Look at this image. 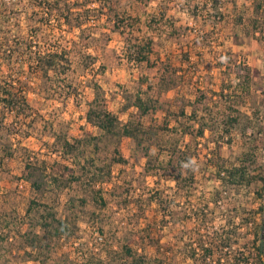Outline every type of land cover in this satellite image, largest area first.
<instances>
[{"label": "rangeland", "instance_id": "374dc122", "mask_svg": "<svg viewBox=\"0 0 264 264\" xmlns=\"http://www.w3.org/2000/svg\"><path fill=\"white\" fill-rule=\"evenodd\" d=\"M66 1L65 7L60 0L56 7L46 8L34 0H0V82L23 80L30 103L22 117L0 121V264H76L85 259L126 264L124 244L145 254L149 258L145 264L221 263L203 260L199 244L210 241L219 214L234 206L256 205L250 190L242 188L240 199L234 191H224L216 179L207 177L200 155L190 160L195 183L189 197L183 195L175 190L162 155L148 158L129 137L94 138L99 132L85 121L84 112L97 86L101 103L121 121L135 112L130 102L137 94L157 100L144 117L145 124L187 120L177 116L181 100L186 114L193 106L198 114L208 116V111L221 108L215 92L227 80L225 64L233 70L238 64L250 67L256 82L251 92L264 110V40L256 37L261 36L258 29L251 34L249 4L243 0ZM59 12L84 17L81 29L68 27L57 18ZM262 26L259 30L264 33V21ZM144 38H151L153 50L147 61H139L133 49ZM56 44L68 48L70 65L62 83L70 86L64 85L59 93V87L51 86L45 95L37 91L39 71L30 65L29 56ZM170 73L179 83L163 89ZM203 134L197 147L208 155L214 143L207 129ZM231 134L230 143L219 149L229 159L240 148L238 133ZM63 138L73 143L71 149L64 147ZM113 146L123 161H112ZM257 155L258 160L264 158V144ZM25 156L35 167H45L39 186L21 177ZM50 164L57 168L55 179ZM214 185L221 188L216 202ZM162 205L171 215L186 209L187 225L175 224L170 213L163 215ZM198 207L206 219L210 216L201 225V219L192 216ZM46 211L65 217L68 232L57 235L44 226ZM241 230L244 233L236 243L217 247L213 258L222 257L223 251L236 254L246 249L248 229Z\"/></svg>", "mask_w": 264, "mask_h": 264}, {"label": "trees", "instance_id": "16d2710c", "mask_svg": "<svg viewBox=\"0 0 264 264\" xmlns=\"http://www.w3.org/2000/svg\"><path fill=\"white\" fill-rule=\"evenodd\" d=\"M34 1L39 6L51 8L56 7L55 5L60 0H52L51 2H48V0ZM243 1L249 4L252 13V16H247L251 34L255 35L254 31L258 29V31H261V36L256 37L264 40V33L259 30L263 27L264 0ZM63 4L65 7L67 1L63 0ZM68 7L65 8L66 11ZM213 7H215L214 4ZM241 17V15L238 16V20ZM57 18L62 19L68 27L74 26L79 29H81V24L84 21V17L72 16L67 12L64 14L59 12ZM42 19H44L42 21L46 22L49 19V15L46 14ZM152 50L151 38L142 39L133 49L135 58L139 61H147L148 54ZM29 57L31 58L30 65L36 71H39L40 83H36L37 91L45 92L44 94L47 95L46 93L51 86L53 89L59 87L58 93L64 88V85L66 88L70 86V84L62 83L63 75L70 65L68 48L57 46V44L47 46L43 49L34 50ZM225 65L223 71L227 75V80L223 81L221 88L215 92L221 102V108L214 113L208 111V116L203 113L198 114L193 106L190 108L189 113L186 114L184 112L186 103L181 102L183 101L181 100L179 101L177 116H185L187 120L177 119L175 122H169L168 119H162L155 126L151 123L145 124L144 117L149 115L156 107L154 102L157 100L137 94L133 96L130 102L135 107V112L126 120L121 121L116 114L101 103L100 98H98L97 86H93L94 92L88 100L84 119L89 125L97 128L99 134L94 135V138H100L101 136L115 137V139L129 137L148 158L155 154L162 155V160H165L166 165L168 164L167 168H170V179L175 190L180 191L183 195H187L190 187L195 183V174L190 160L193 158L196 160L200 159V155L203 157V167L207 172V177L212 180L216 179L218 184L224 187V191H234L238 195L237 198L240 199V190L242 188L250 190L251 199L256 202V205L248 208L242 205L234 206L225 213L219 214L220 221L218 226L212 230L210 241L205 245L199 244V246L204 250L201 255L203 260L212 259L214 261L217 259L221 261L219 264H264V158L258 160L257 155V148L264 144V110H260L258 100L251 92L254 88L253 84L256 82L252 80L250 67L246 64H238V68L233 70L229 64ZM162 80L160 77L159 82L161 83ZM178 81L177 76L170 73L165 80L163 89L174 88L178 85ZM27 87L26 83L20 78L16 80V84L13 81L1 80L0 121H3L2 119L6 116L18 119L24 115L23 113L30 107L25 94ZM199 95L200 98L204 97V94L200 93ZM177 116H175L174 120ZM204 129L209 131L211 140L214 143L209 148L208 155L205 152L200 153L197 147V144L203 138ZM232 131H236L240 137V148L229 159L221 155L219 149L222 143H230ZM166 133L167 137L164 136ZM260 133L263 134V137L260 136ZM62 141L66 149L69 150L73 147V143L66 138H63ZM23 159L21 177L28 179L32 185L39 186L40 181H42L41 173L45 167H35L27 156ZM111 159L115 162H120L124 159L116 146L112 147ZM47 167L52 172L51 179L57 178L56 174H54L57 171L54 164H50ZM107 173H109V170H107ZM212 193L214 195L213 201L216 202L217 198L215 197L220 195L221 188L214 185ZM96 196L99 201L102 200L99 193ZM160 207L163 215L170 213L166 212V206L162 205ZM185 210H178L175 215L169 214V216L171 215L174 218L175 224L187 225L186 219L190 216L185 214ZM192 216L196 219H201L202 222L198 223L200 225L210 219V216H207L208 219L204 217L205 212L199 207L193 209ZM235 219H237V222H234ZM42 222L44 226L51 229L52 233L57 235L68 232L70 227L65 217H58L52 211H46ZM241 227L248 229L249 237L246 238L248 243L245 246L246 249L239 250L236 254H229L228 251H223L224 255L222 257L213 258V251L217 247L230 248L236 243V237L244 233ZM198 228L195 233H197ZM32 236L35 237L36 234ZM122 250L126 264H145L149 260L145 254L132 250L126 244L122 245ZM193 253L192 251L190 257H193ZM76 264L97 263H91L89 259H85ZM166 264L173 263L167 262Z\"/></svg>", "mask_w": 264, "mask_h": 264}]
</instances>
